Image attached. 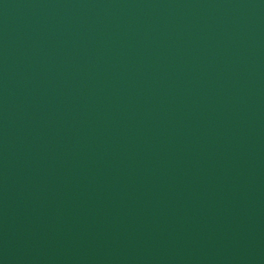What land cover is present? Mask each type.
Returning a JSON list of instances; mask_svg holds the SVG:
<instances>
[{
  "label": "water",
  "instance_id": "obj_1",
  "mask_svg": "<svg viewBox=\"0 0 264 264\" xmlns=\"http://www.w3.org/2000/svg\"><path fill=\"white\" fill-rule=\"evenodd\" d=\"M0 264H264V0H0Z\"/></svg>",
  "mask_w": 264,
  "mask_h": 264
}]
</instances>
